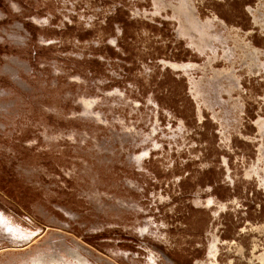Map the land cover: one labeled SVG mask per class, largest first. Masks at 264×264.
I'll return each instance as SVG.
<instances>
[{
    "label": "rangeland",
    "instance_id": "374dc122",
    "mask_svg": "<svg viewBox=\"0 0 264 264\" xmlns=\"http://www.w3.org/2000/svg\"><path fill=\"white\" fill-rule=\"evenodd\" d=\"M75 253L264 264V0H0V264Z\"/></svg>",
    "mask_w": 264,
    "mask_h": 264
},
{
    "label": "bare ground",
    "instance_id": "6f19581e",
    "mask_svg": "<svg viewBox=\"0 0 264 264\" xmlns=\"http://www.w3.org/2000/svg\"><path fill=\"white\" fill-rule=\"evenodd\" d=\"M73 257L76 259L77 264H86V258L81 254L75 253ZM24 264H61V261L55 255H44L35 257Z\"/></svg>",
    "mask_w": 264,
    "mask_h": 264
},
{
    "label": "flooded vegetation",
    "instance_id": "af4514ba",
    "mask_svg": "<svg viewBox=\"0 0 264 264\" xmlns=\"http://www.w3.org/2000/svg\"><path fill=\"white\" fill-rule=\"evenodd\" d=\"M189 9V12L188 13H185L184 12V15L188 18L187 19V21L189 20V22H191V23H195V21L193 20V14H192V12H191V10H190V8H188ZM195 25V24H194ZM197 23H196V25H195V27H196V29H199V28H197Z\"/></svg>",
    "mask_w": 264,
    "mask_h": 264
}]
</instances>
